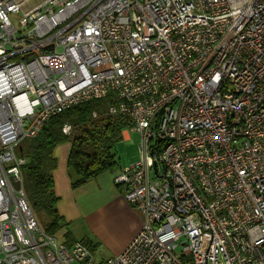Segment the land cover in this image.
<instances>
[{"label":"built area","instance_id":"1","mask_svg":"<svg viewBox=\"0 0 264 264\" xmlns=\"http://www.w3.org/2000/svg\"><path fill=\"white\" fill-rule=\"evenodd\" d=\"M30 2L0 0V264H102L41 227L17 147L108 96L144 226L104 264H264V0Z\"/></svg>","mask_w":264,"mask_h":264},{"label":"trees","instance_id":"2","mask_svg":"<svg viewBox=\"0 0 264 264\" xmlns=\"http://www.w3.org/2000/svg\"><path fill=\"white\" fill-rule=\"evenodd\" d=\"M114 103L113 97L108 96L68 109L53 116L36 138L17 147V154L26 160L21 167L26 198L39 224L50 235H57L69 226L58 211L60 198L55 191L58 146L71 143L68 175L73 189L119 169L115 149L123 140V131L131 128L132 122L122 115L108 114ZM95 113L98 118L93 117ZM66 125L73 127L71 135L63 133ZM82 243L94 253L96 246L89 241Z\"/></svg>","mask_w":264,"mask_h":264},{"label":"crops","instance_id":"3","mask_svg":"<svg viewBox=\"0 0 264 264\" xmlns=\"http://www.w3.org/2000/svg\"><path fill=\"white\" fill-rule=\"evenodd\" d=\"M130 136L128 130L123 131L122 142H129ZM70 151L71 144L67 143L58 146L55 150V157L58 162L57 170L54 173L55 191L60 198L58 211L60 215L65 218L67 223H69L68 228L59 232L57 236L66 243L78 241L76 238L72 237L69 228L78 223H85L87 225V220L92 224H96L99 219L94 217L99 218L100 214L106 212L105 210L112 211L113 214L116 213L114 216L119 218L126 214L133 215L137 219V225L133 235L128 239L124 247L117 251L123 252L137 235L144 223L143 215L127 204L114 183L117 173L124 168H119L117 171L113 172H106L96 180L78 189H73L71 179L68 175V158ZM137 161L138 160L135 162ZM117 207L118 210H115ZM84 234L85 239L82 241H87V232L85 231Z\"/></svg>","mask_w":264,"mask_h":264},{"label":"rangeland","instance_id":"4","mask_svg":"<svg viewBox=\"0 0 264 264\" xmlns=\"http://www.w3.org/2000/svg\"><path fill=\"white\" fill-rule=\"evenodd\" d=\"M43 1L45 0H31L29 5L35 6ZM10 17L12 22L17 26L21 16L11 15ZM129 132L131 135L129 142H121L115 149L119 168L130 166L140 157V137L137 133ZM117 170L118 168L116 171ZM115 210H118V207ZM105 211L106 212L100 214L99 218L94 217L99 219L96 224H92L87 220V225L85 223H78L69 228L72 237L78 240L75 242H83L82 240L85 239L84 232H87V241L96 246L94 251L95 260L102 264L114 257V254L121 253L117 251L124 247L125 243H127L128 239L133 235L137 225V219L133 215L126 214L119 218L114 216L116 213L113 214V212L109 210ZM132 241L130 243H132Z\"/></svg>","mask_w":264,"mask_h":264}]
</instances>
